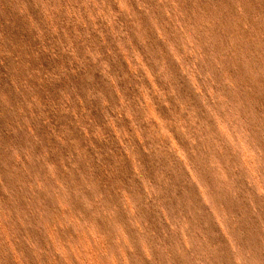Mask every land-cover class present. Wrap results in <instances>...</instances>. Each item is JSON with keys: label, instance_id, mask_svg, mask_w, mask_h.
Here are the masks:
<instances>
[{"label": "rangeland", "instance_id": "1", "mask_svg": "<svg viewBox=\"0 0 264 264\" xmlns=\"http://www.w3.org/2000/svg\"><path fill=\"white\" fill-rule=\"evenodd\" d=\"M0 264H264V0H0Z\"/></svg>", "mask_w": 264, "mask_h": 264}, {"label": "bare ground", "instance_id": "2", "mask_svg": "<svg viewBox=\"0 0 264 264\" xmlns=\"http://www.w3.org/2000/svg\"><path fill=\"white\" fill-rule=\"evenodd\" d=\"M223 153V152H222ZM222 156V155H221Z\"/></svg>", "mask_w": 264, "mask_h": 264}]
</instances>
